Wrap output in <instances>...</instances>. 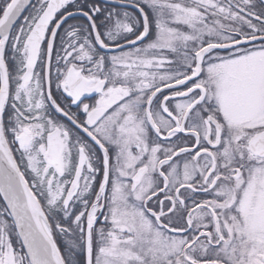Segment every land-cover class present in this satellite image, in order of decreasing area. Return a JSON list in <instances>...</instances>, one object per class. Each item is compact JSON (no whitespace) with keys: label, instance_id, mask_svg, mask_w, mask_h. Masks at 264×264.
Instances as JSON below:
<instances>
[{"label":"snow or ice","instance_id":"6c2138e0","mask_svg":"<svg viewBox=\"0 0 264 264\" xmlns=\"http://www.w3.org/2000/svg\"><path fill=\"white\" fill-rule=\"evenodd\" d=\"M0 264H264V0H0Z\"/></svg>","mask_w":264,"mask_h":264}]
</instances>
